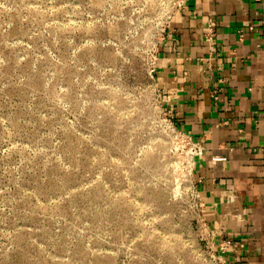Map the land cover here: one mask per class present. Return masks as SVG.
Wrapping results in <instances>:
<instances>
[{"label":"rangeland","instance_id":"rangeland-1","mask_svg":"<svg viewBox=\"0 0 264 264\" xmlns=\"http://www.w3.org/2000/svg\"><path fill=\"white\" fill-rule=\"evenodd\" d=\"M174 0H0V264H216L151 69Z\"/></svg>","mask_w":264,"mask_h":264},{"label":"crops","instance_id":"crops-1","mask_svg":"<svg viewBox=\"0 0 264 264\" xmlns=\"http://www.w3.org/2000/svg\"><path fill=\"white\" fill-rule=\"evenodd\" d=\"M208 19L215 22L212 41L205 39ZM153 68L172 122L202 142L193 166L205 219L242 244L226 253L227 264H264V0H183Z\"/></svg>","mask_w":264,"mask_h":264},{"label":"built area","instance_id":"built-area-1","mask_svg":"<svg viewBox=\"0 0 264 264\" xmlns=\"http://www.w3.org/2000/svg\"><path fill=\"white\" fill-rule=\"evenodd\" d=\"M183 5V0H174L173 3V10L170 14V16L178 11L181 6ZM169 16V18H170ZM169 22V20H168ZM168 22L165 26V28L168 25ZM214 21L212 19H208L206 30H205V39L207 41H212L214 37ZM165 28L162 31V34L165 30ZM254 29L253 24L248 25L246 28H240L238 30V37L239 39L245 34L246 31H251ZM155 58V55H154ZM206 64H204L203 70H209L210 64H209V59L210 55L208 54L206 57L201 58ZM154 68L152 67L151 72L153 74ZM175 125V124H174ZM176 130L180 134V137L184 140L185 145L188 146L189 152H190V160H191V166L190 170L191 173L193 174V181H194V189H193V195L196 201V204L199 206V210L202 215V220H203V225H204V231L206 232L207 235L211 237L212 241V258L216 262V264H227V259H226V253L230 250L236 249L237 247H240L242 244H239V240L234 238V236L231 235H224L220 230L211 228L209 226L208 221L204 217V202L200 196V193L198 191V183L201 182V176L197 174V172L194 169L193 166V161L196 156H199L203 154V146L202 142L200 140L194 139L190 134L180 130L179 128L176 127ZM260 152L264 153V143L259 146ZM212 160H222L224 159V156H219V155H214L211 158Z\"/></svg>","mask_w":264,"mask_h":264}]
</instances>
